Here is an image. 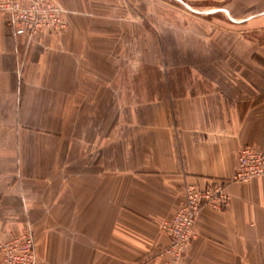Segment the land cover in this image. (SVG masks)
<instances>
[{
    "label": "crops",
    "instance_id": "crops-1",
    "mask_svg": "<svg viewBox=\"0 0 264 264\" xmlns=\"http://www.w3.org/2000/svg\"><path fill=\"white\" fill-rule=\"evenodd\" d=\"M254 1L250 15L252 0L207 13L264 21ZM56 2L69 27L34 38L21 80L0 14V241L30 224L37 264H164L160 225L186 185L264 150V42L151 28V0ZM229 190L226 210L198 215L181 264H264V175Z\"/></svg>",
    "mask_w": 264,
    "mask_h": 264
},
{
    "label": "built area",
    "instance_id": "built-area-1",
    "mask_svg": "<svg viewBox=\"0 0 264 264\" xmlns=\"http://www.w3.org/2000/svg\"><path fill=\"white\" fill-rule=\"evenodd\" d=\"M0 14H5L16 38V73L23 79L30 46L43 31L61 33L68 29V11L56 0H0ZM264 175V150L245 145L238 153V164L231 178H218L201 187L187 184L185 200L179 210L165 219L161 230L169 244L162 250L164 264H181L185 253L199 235L196 228L198 215L204 208L226 210L232 202L229 186L233 182H248ZM37 239L32 225L0 241L1 264H37Z\"/></svg>",
    "mask_w": 264,
    "mask_h": 264
},
{
    "label": "rangeland",
    "instance_id": "rangeland-1",
    "mask_svg": "<svg viewBox=\"0 0 264 264\" xmlns=\"http://www.w3.org/2000/svg\"><path fill=\"white\" fill-rule=\"evenodd\" d=\"M227 0H151V21L148 22L151 28H184L197 30L201 35L199 37L200 46L206 45L207 37L214 34L222 43L223 40L232 45H240L245 39L258 38L264 42V31L258 29L264 21L254 20L247 22H234L230 20L224 11L207 13L208 11L222 8ZM235 12H239V6L232 5ZM241 15H250L257 10L263 9V5L255 3L240 6ZM161 15V16H159ZM164 15V16H163ZM162 18V19H161ZM161 19V20H160ZM215 29V30H212ZM215 32V33H214ZM243 36V37H242ZM160 40V38H158ZM228 44V43H227ZM208 45V44H207ZM156 73V70H152Z\"/></svg>",
    "mask_w": 264,
    "mask_h": 264
}]
</instances>
